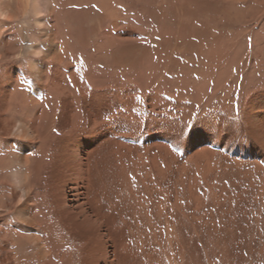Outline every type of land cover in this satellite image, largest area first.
<instances>
[{
	"label": "rangeland",
	"instance_id": "374dc122",
	"mask_svg": "<svg viewBox=\"0 0 264 264\" xmlns=\"http://www.w3.org/2000/svg\"><path fill=\"white\" fill-rule=\"evenodd\" d=\"M55 2L60 19L49 16L47 22L56 40L67 42L65 61L87 63L98 47L105 91L122 93L127 99L120 95L119 105L130 104L137 114L120 116L116 133L104 136L110 163L108 142L115 138L118 145V189L127 205L124 229L113 219L106 224L110 257L125 241L133 249L119 253L135 264H264V0ZM28 17L18 14L2 33L11 46L6 60L20 68L26 91L35 84L30 59L42 60L29 47L50 41ZM47 69L53 76L52 62ZM52 98L45 88L43 101ZM51 137L46 151L55 145ZM146 218L153 234L144 244L137 231L146 229ZM7 219L14 224V210ZM125 225L138 240L128 239ZM56 231L54 238L67 241ZM105 249L102 244L95 255Z\"/></svg>",
	"mask_w": 264,
	"mask_h": 264
},
{
	"label": "bare ground",
	"instance_id": "6f19581e",
	"mask_svg": "<svg viewBox=\"0 0 264 264\" xmlns=\"http://www.w3.org/2000/svg\"><path fill=\"white\" fill-rule=\"evenodd\" d=\"M56 6L55 0H0V139L5 141L0 142V264H73V256L80 264H135L128 260V255L121 257L119 253V249L126 252L133 249L131 243L124 241L115 245L113 258L108 250L113 239L108 235L106 224L113 219L124 229L123 208L127 205H123L122 191L118 189L117 173L122 174V167L117 164L118 145L115 138L108 142L109 146L112 144L113 163H110L103 144L108 132L116 133L120 116L137 114H133L135 110L130 104L126 108L119 105L122 93L105 91L106 78L99 66L98 47L89 51L93 59L87 58V63L80 57L65 61L67 42L65 38L57 41L47 22L49 16H54L56 22L60 19L58 13L54 14ZM18 14L25 18L32 16L35 25L50 39L47 46L38 42L29 47L30 52L42 60L32 58L28 63L35 84L27 91L22 89L20 68L9 67L6 58L11 46L6 47L2 38L7 23ZM113 19L116 30L119 22ZM103 43L98 44L101 50ZM49 62L54 64L53 76L47 73ZM91 62L96 64L93 66ZM44 86L52 93L51 103L43 101ZM125 97L123 99H127ZM51 127L57 128L56 135H51L56 137V142L46 151ZM6 135L17 139L16 148L11 147ZM38 150L42 153L36 156ZM138 205L146 206L140 202ZM139 206L134 210H140ZM12 210L15 222L10 226L7 218ZM146 216L149 217V212ZM142 221L146 229L137 232L146 244L152 233L149 232L150 219ZM128 227L131 232V223ZM125 229L126 235L129 230L127 226ZM53 230L61 232L67 241L59 240L61 236L54 238ZM137 232L131 233L132 238L127 234V238L133 241ZM102 244L106 252L101 257L96 256Z\"/></svg>",
	"mask_w": 264,
	"mask_h": 264
}]
</instances>
